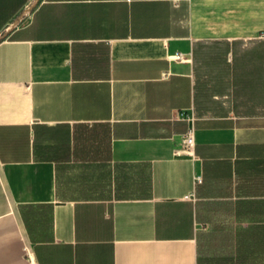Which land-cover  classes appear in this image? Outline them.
<instances>
[{
	"label": "crops",
	"instance_id": "0c3cea01",
	"mask_svg": "<svg viewBox=\"0 0 264 264\" xmlns=\"http://www.w3.org/2000/svg\"><path fill=\"white\" fill-rule=\"evenodd\" d=\"M0 264H264V0H0Z\"/></svg>",
	"mask_w": 264,
	"mask_h": 264
},
{
	"label": "built area",
	"instance_id": "2783aa9c",
	"mask_svg": "<svg viewBox=\"0 0 264 264\" xmlns=\"http://www.w3.org/2000/svg\"><path fill=\"white\" fill-rule=\"evenodd\" d=\"M175 58H181V54L180 53H175L174 54ZM184 142L188 145H191L193 143V128H190L184 138Z\"/></svg>",
	"mask_w": 264,
	"mask_h": 264
}]
</instances>
